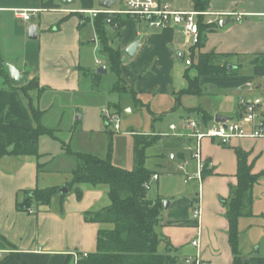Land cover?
<instances>
[{"label": "crops", "instance_id": "crops-1", "mask_svg": "<svg viewBox=\"0 0 264 264\" xmlns=\"http://www.w3.org/2000/svg\"><path fill=\"white\" fill-rule=\"evenodd\" d=\"M161 1L181 11L198 12L206 18L213 16L217 23L230 19L223 27L218 24L214 30L203 32L202 51L216 52V61L227 62L233 73L202 76L200 86L204 94L214 95V112L206 109L214 117H240L242 96L250 99L264 95V0H210L209 7L203 11L196 8L195 0ZM102 9L105 8L99 5V0H74L69 5L59 0H0V59L14 64L28 79H39L40 86L47 88L41 95L36 90L30 91L33 99L40 100L49 91L75 89L81 79L80 68L96 69L93 54L101 48L95 27L93 40L82 39L83 27L89 22L82 26L80 14L87 17ZM35 10L38 14L31 20L17 16L18 12ZM122 16L120 24L110 28L118 32L114 36L118 46L114 41L113 45L122 51L123 74L129 85L137 87L138 94L147 90L174 95L175 91L186 88L176 87L178 80L181 84L178 60L186 63L193 46L186 42L182 28L173 23L153 28L146 22L144 27L142 21ZM31 25L38 26L36 40L29 38ZM135 41H139L138 48L129 56L126 50ZM187 65L184 77L190 64ZM209 82L214 86L205 87ZM249 83L252 86H248ZM197 106L203 107L193 105L185 109ZM190 119L197 117L187 116L185 120ZM0 120L27 127L35 125L24 91L10 87L1 74ZM176 129L177 126L171 130ZM246 129L250 132L251 127ZM189 131L186 125L182 135L191 143ZM238 149L247 153L254 174L264 172V137L252 136L233 137L227 145L212 138L203 139L202 157L211 173L202 183L196 178L186 181V173L195 174L198 163L186 159L185 152L181 151L172 158H178V164L185 160L186 166L192 168L178 173L172 166L165 172H156L158 193L150 197L160 195L170 203L163 209L155 228L167 238L172 248L170 254L180 259L173 264H186V258L197 251L191 244L195 238L199 239V249L207 264H233L227 212L231 188L238 183ZM42 175L38 172L36 156L0 158V235L10 242V246H4L0 238V264H79V255L96 251L99 229L113 226L86 218L88 212L110 204L107 185L82 184L81 199L74 192L54 196L50 205L33 204L30 207L33 212L18 209L23 190L51 185L62 187L68 183L50 181ZM253 196L254 214L239 219V247L243 264H264V176L255 183ZM198 206L200 217L195 218L193 211ZM160 250H167L166 242L160 244ZM12 252L20 257L7 258Z\"/></svg>", "mask_w": 264, "mask_h": 264}, {"label": "trees", "instance_id": "trees-1", "mask_svg": "<svg viewBox=\"0 0 264 264\" xmlns=\"http://www.w3.org/2000/svg\"><path fill=\"white\" fill-rule=\"evenodd\" d=\"M210 0H195L198 10H206ZM127 17V16H125ZM82 26L93 21L101 51L107 55L111 69L117 76V82L113 90L125 91L132 94L136 103H140L138 92L129 85L122 69V51L113 45L114 36L109 33L110 27H115L123 20L119 13L99 12L95 16L84 17L80 14ZM200 41L190 48L188 60L190 66L185 71L188 81L186 88L175 91L174 95L177 105H182L184 95H203L205 90L200 86L202 76L226 75L233 73L227 62L218 63V54L214 51L203 52V32L214 30L218 23L206 24L204 16H200ZM0 59V74L6 83L15 89L24 91L28 107L34 119L35 125L31 127L10 124L0 120V158L4 156H36L38 159V172L43 168L40 162L42 154L39 151V139L43 135L54 137V130L43 123L44 111L35 104L30 96V91H37L40 95L46 91V87L40 86L37 78L28 79L27 83L16 86L10 81L9 74L3 67ZM196 71L195 76H190V70ZM82 73L90 76L92 80H99L103 74L96 69L80 68ZM123 85V86H122ZM124 89H122V87ZM122 89V90H121ZM116 107L120 109L119 103ZM189 113L196 114L199 121L205 124L214 120L213 114L202 106L187 108ZM161 136L147 138L145 135H136V165L133 169H124L115 166L110 159H103L94 154L86 152H74L64 143V148L77 158V164L72 170V180L67 183L68 188H74L78 199L83 197L82 184L93 187L100 185L109 186L108 197L110 204L95 212H88L86 218L95 223L112 224L111 228H101L98 231L97 249L86 257L79 259V264H173L178 259L170 254L172 249L167 243V238L156 231V225L161 219L164 209L163 198L160 195L152 198L149 196L147 184L151 183L155 171L145 165V149ZM187 139V138H183ZM191 141V140H190ZM189 139L187 142L190 143ZM227 145V144H223ZM238 183L231 188V202L228 207L229 220V242L233 253V264H243V256L239 247V219L243 216H251L253 212V187L255 183L264 176V172L254 174L252 166L248 163L246 152L238 149ZM211 173L209 164L205 162L202 171L203 176ZM58 186L36 187L23 190V200L18 202V209L28 211L33 205H50L56 195H62ZM4 246H10V242L0 235ZM166 242L167 250L162 252L160 244ZM19 258L15 253H10L7 258Z\"/></svg>", "mask_w": 264, "mask_h": 264}, {"label": "rangeland", "instance_id": "rangeland-1", "mask_svg": "<svg viewBox=\"0 0 264 264\" xmlns=\"http://www.w3.org/2000/svg\"><path fill=\"white\" fill-rule=\"evenodd\" d=\"M113 8L117 10L123 8L122 1L117 0ZM212 18L214 19L213 16ZM140 23L146 27L145 21ZM93 25V21H90L83 27L82 39L95 38ZM108 30L111 36L118 33L114 28ZM114 45L118 46V39L114 40ZM97 59H100L101 63H97ZM93 61L96 70L101 66L107 67V73L103 74L101 79L93 81L90 76L81 73V79L75 89L49 91L40 100L34 97L36 104L44 111L43 123L53 129L55 135L54 137L43 135L39 139V151L42 154L40 162L43 164L40 171L43 173L42 177L58 182L72 180V170L77 164V158L66 151L64 143L74 152L91 153L103 159H110L117 167L131 170L136 165V135H145L147 138L161 136L145 149V165L150 170L165 172L166 168L173 166L177 169L176 172L182 173L186 172L185 169L192 168L186 166L185 160H181L180 163L184 164L181 169L178 166V158H172L173 155L178 156L181 151L185 152L186 159L196 160L187 148L188 138L179 135L187 125L186 117L196 116L185 108L203 105L205 109L214 112V95H186L183 96L182 105L179 106L175 96L170 92L144 90L138 94L141 102L136 103L132 94L122 90L123 85L121 93L113 90L118 78L111 69L107 55L100 47L94 51ZM178 62L181 64L179 70L177 69L181 84L178 80L177 88L188 85L183 74L188 65L185 61L178 60ZM194 74L195 70H191L190 75ZM212 86L214 84L209 82L205 87ZM118 103L119 110L116 108ZM112 114L119 117L118 129L113 123H109L108 118ZM171 123L177 126L176 130L170 129ZM183 136L187 139H183L185 138ZM151 181L149 196L153 197L158 193V181ZM74 192L73 188L67 194ZM159 193H162L161 190ZM177 262L179 263L180 259Z\"/></svg>", "mask_w": 264, "mask_h": 264}, {"label": "built area", "instance_id": "built-area-1", "mask_svg": "<svg viewBox=\"0 0 264 264\" xmlns=\"http://www.w3.org/2000/svg\"><path fill=\"white\" fill-rule=\"evenodd\" d=\"M123 8L118 11H112L109 9H102L92 12V16L97 15L99 12L119 13L121 15L130 17L134 20L145 21L148 26L153 28H164L170 23H173L182 28L183 33L186 36V42L190 44H197L200 39V14L198 12H187L173 8L168 2L161 0H122ZM38 12L35 11H21L17 13V16L31 20L36 16ZM241 19V16H238ZM206 24H214L213 18L204 17ZM98 63H101L98 60ZM187 64H190V60H186ZM248 86H252L249 83ZM239 104L243 110L240 117L235 119H228L225 122H216L215 119L206 125L197 119H190L187 122L189 127V135L192 138V142L189 144L188 149L191 151L192 156L197 160L198 170L195 174L186 173V181H190L194 178L202 183L204 176L202 171L204 169L205 161L202 157L201 146L202 140L205 138H212L218 140L221 144H228L233 137H245L252 136L254 138L264 137V95H255L248 99L241 97ZM109 123H113L115 128H119L118 115H109ZM247 126L251 127L250 132L246 129ZM171 129H175L176 125L172 124ZM184 133H180L182 135ZM179 168L183 169L184 164L179 163ZM152 180H158V175L154 174ZM148 189L152 187L151 183L146 186ZM29 212H33L32 208L28 209ZM195 218L200 217V207H195L193 211ZM192 246L197 248V251L186 258V264H207L203 258V255L199 249V239L195 238L191 241ZM88 253H84L78 256V260L81 257H86Z\"/></svg>", "mask_w": 264, "mask_h": 264}, {"label": "water", "instance_id": "water-1", "mask_svg": "<svg viewBox=\"0 0 264 264\" xmlns=\"http://www.w3.org/2000/svg\"><path fill=\"white\" fill-rule=\"evenodd\" d=\"M62 4L64 5H69L71 3L74 2V0H59ZM117 0H99V5L105 9H111L114 4L116 3ZM230 21V19H221L219 20L218 24L220 27H223L226 23H228ZM29 38L36 40L38 38V26L37 25H31L29 27ZM139 45V41H135L133 44H131L129 46V48L126 50V53L129 56H133L138 48ZM3 67L5 69V71L9 74L10 76V81L13 85L16 86H20L23 85L25 83H27L28 81V76L26 75V73L22 72L20 69H18L14 64L10 63V62H3ZM229 68H232V66H230ZM97 72L99 74H106L107 73V67L106 66H101L97 69ZM215 121L216 122H225L227 121L229 118L228 117H224L221 115H215ZM69 188L67 185H64L62 187L59 188V191L61 192V194L65 195L69 192ZM170 203V200H163V206L164 208H166L168 206V204Z\"/></svg>", "mask_w": 264, "mask_h": 264}]
</instances>
